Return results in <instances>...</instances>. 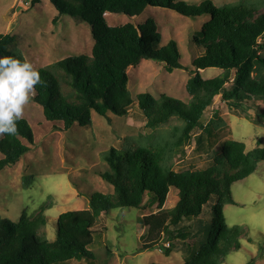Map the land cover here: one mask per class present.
Returning <instances> with one entry per match:
<instances>
[{"label": "trees", "instance_id": "16d2710c", "mask_svg": "<svg viewBox=\"0 0 264 264\" xmlns=\"http://www.w3.org/2000/svg\"><path fill=\"white\" fill-rule=\"evenodd\" d=\"M59 12L91 26L94 47L92 55H76L50 66L39 68L40 83L35 86L33 101L43 108L45 119L55 123L56 130L68 131L75 124L92 125V113L127 116L134 99L128 90V69L142 60L165 64L168 72L183 69L178 42L171 40L161 47L158 24L153 18L138 26L127 23L112 27L108 14L141 16L148 7L172 10L179 15L200 18L210 16L195 38L203 55L192 63L186 89L188 103L168 95L159 98L150 93L137 96L136 106L153 134L146 144L134 148H111L104 156L109 170L102 179L113 187V193H91L89 207L68 211L59 216L56 240L40 234L46 225L44 207L34 215L25 212L18 223L0 220V264H70L73 261H95L90 250L97 234L100 217L114 209L135 208L156 211L138 221L146 229L142 251L161 245L169 257L174 247L171 239H185L192 231L183 224L198 218L214 197L215 219L199 248L184 264H222L229 254L242 248L247 235L241 226L226 224L223 207L234 203L232 186L253 175L264 162V148L248 151L243 142L224 141L209 168L176 171L174 160L184 156L192 141L196 149L213 135V119L203 122L206 110L216 97L231 107L264 104V0L216 7L212 0L190 5L177 0H49ZM16 38L0 33V55L25 58L9 50ZM219 68L223 73L204 79L201 71ZM173 120L176 125L165 134L156 133ZM63 124L62 127L56 125ZM17 134H5L0 140V172L17 164L35 144L33 130L24 118L17 122ZM171 188L178 190L176 205L166 208ZM164 238L169 247L161 244ZM199 246V247H200ZM172 248V249H171ZM264 250V247H263ZM156 264V263H153Z\"/></svg>", "mask_w": 264, "mask_h": 264}, {"label": "rangeland", "instance_id": "374dc122", "mask_svg": "<svg viewBox=\"0 0 264 264\" xmlns=\"http://www.w3.org/2000/svg\"><path fill=\"white\" fill-rule=\"evenodd\" d=\"M198 5L204 0H177ZM216 7L256 2L258 0H212ZM153 18L158 24L163 47L171 40L179 45L183 69L168 72L165 64L142 60L128 69V90L134 99L128 115L121 117L108 113L102 117L92 113L89 127L75 124L68 131L54 128L45 119L43 108L33 101L34 92L24 107L23 117L30 124L35 144L17 164L0 172V220L18 223L21 216L38 213L42 207L46 225L40 234L50 241L56 240L57 221L61 214L89 207L91 193H113V187L101 177L109 170L104 160L111 149L134 148L146 144L153 134L146 128V119L136 106L137 96L150 93L159 98L168 95L188 103L191 99L186 86L191 78L192 63L203 55L196 43L203 25L210 16L190 18L163 8L148 7L137 17L124 14H108L112 27L132 23L136 26ZM0 33L16 38L9 50L22 55L37 70L76 55H92L94 39L91 26L59 12L49 0H0ZM264 55V52H263ZM219 68L201 71L204 79L221 75ZM213 119V135L201 149L194 141L186 148L184 156L174 160L176 171L203 170L209 168L220 152V145L227 140L243 142L248 151L264 148V104L241 108L231 107L219 96L206 110L203 122ZM60 127L63 124L58 123ZM182 125L178 120L161 128L156 134H165L172 127ZM2 136H0L1 140ZM3 155L0 153V159ZM234 203L225 204L223 214L228 226H241L246 230L242 248L228 255L222 264H264V162L248 178L232 186ZM178 200V190L171 188L166 208L171 209ZM214 197L204 206L202 214L183 224L192 231L185 239L170 240L172 254L167 257L161 245L152 251H142L146 229L138 219L156 211V207L140 211L135 208L114 209L98 219L94 244L90 250L95 261H73L70 264H184L191 259L200 243L206 240L215 219ZM170 243V244H171ZM161 244L169 247L164 238ZM200 246V247H199ZM171 248V249H172ZM66 264V263H58Z\"/></svg>", "mask_w": 264, "mask_h": 264}, {"label": "clouds", "instance_id": "9594fccd", "mask_svg": "<svg viewBox=\"0 0 264 264\" xmlns=\"http://www.w3.org/2000/svg\"><path fill=\"white\" fill-rule=\"evenodd\" d=\"M39 83V71L30 62L0 55V136L17 134V122Z\"/></svg>", "mask_w": 264, "mask_h": 264}]
</instances>
